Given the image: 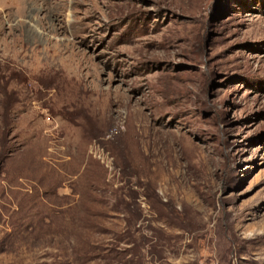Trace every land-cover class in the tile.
<instances>
[{
  "label": "rangeland",
  "instance_id": "1",
  "mask_svg": "<svg viewBox=\"0 0 264 264\" xmlns=\"http://www.w3.org/2000/svg\"><path fill=\"white\" fill-rule=\"evenodd\" d=\"M0 264H264V0H0Z\"/></svg>",
  "mask_w": 264,
  "mask_h": 264
}]
</instances>
